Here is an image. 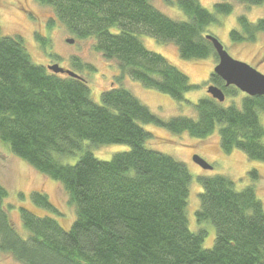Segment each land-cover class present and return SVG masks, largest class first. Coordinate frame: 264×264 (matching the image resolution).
<instances>
[{"label":"trees","instance_id":"1","mask_svg":"<svg viewBox=\"0 0 264 264\" xmlns=\"http://www.w3.org/2000/svg\"><path fill=\"white\" fill-rule=\"evenodd\" d=\"M36 1L52 7L72 35L94 37V50L115 61L120 72L98 104L84 77L57 74L35 64L24 39L3 36L0 25V142L60 182L76 207L68 230L55 218L22 207L29 232L25 238L9 218L8 191L0 184V252L10 253L20 264H264V205L254 186L237 190L235 181L222 174L198 177L203 190L196 219L216 228L214 246L204 248L207 231L189 228V168L148 148L146 142L153 135L141 125L155 124L197 138H207L220 126L225 152L240 149L250 159L264 161L260 120L264 96L244 94L241 106L208 96L195 104L197 117L165 120L119 86L128 76L184 101L197 86L165 56L149 50L139 34L175 43L186 59L218 60L207 27L218 22V14H231L232 2L217 0L210 11L200 0H177L187 17L181 21L167 16L151 0ZM237 1L264 4V0ZM238 24L239 29L230 31L234 42H254L264 33V18L252 22L241 15ZM37 39L43 48L49 45L48 38L37 35ZM209 84L220 87L226 98L241 92L226 86L214 72ZM84 141L97 146L128 144L130 149L110 160L98 159L90 151L75 164L60 160L81 150ZM251 175L259 176L256 170ZM32 199L55 212L46 194L34 192Z\"/></svg>","mask_w":264,"mask_h":264},{"label":"rangeland","instance_id":"2","mask_svg":"<svg viewBox=\"0 0 264 264\" xmlns=\"http://www.w3.org/2000/svg\"><path fill=\"white\" fill-rule=\"evenodd\" d=\"M153 5L174 20H186L185 13L176 5L177 0H151ZM217 0H200L201 5L214 10ZM232 2L234 9L229 15L218 14V22L207 27V32L215 36L228 53L237 60L244 61L264 73V33H259L254 42L237 43L230 36V31L239 29L238 17L241 15L255 22L264 18V4L249 5L237 0ZM52 20V24L49 21ZM0 25L3 36L15 35L24 39L27 49L35 64L48 66L54 63L70 69L84 77L91 89L92 99L100 104L101 94L110 88L119 74V66L113 60L105 59L94 50L95 38L79 39L72 35L59 21L52 7L36 0H0ZM51 25V26H50ZM117 30V28H113ZM37 35L49 39V45L42 47ZM144 45L151 51L165 56L173 65L184 72L196 89L185 94L184 101H176L167 94L144 86L141 82L125 76L119 86L128 89L154 114L168 120L175 116L197 117L195 104L209 95L208 84L218 60L211 56L204 59L183 58L175 43H163L147 34H139ZM69 38L74 42L70 43ZM118 84V82H116ZM244 93L236 97H227L225 105L236 103L241 106ZM264 126V113L260 112ZM153 137L146 142L148 148L170 155L185 163L192 175L189 186L190 195L187 206L189 228L193 232L205 229L207 235L203 247L210 249L215 244L216 228L211 222L198 223L196 210L200 205L199 194L202 192L199 176L222 174L235 181L237 190L254 186L257 197L264 205V161L250 159L240 149L225 152L220 143V126L207 138H197L189 133H173L155 124H141ZM130 149L128 144L93 145L84 141L81 150L72 156L60 157L63 163L75 164L80 156L90 151L96 158L110 160L114 154ZM200 156L212 169H204L193 157ZM256 170L258 177L251 175ZM0 184L8 191L5 207L10 220L17 231L26 238L29 232L23 224L21 208H26L37 216H50L68 230L76 218V207L70 202L63 185L53 178L42 174L23 158L16 156L9 146L0 142ZM46 194L55 208V212L36 205L32 194ZM0 264H20L7 252H0Z\"/></svg>","mask_w":264,"mask_h":264},{"label":"water","instance_id":"3","mask_svg":"<svg viewBox=\"0 0 264 264\" xmlns=\"http://www.w3.org/2000/svg\"><path fill=\"white\" fill-rule=\"evenodd\" d=\"M207 38L212 41L218 55V63L214 67V73L225 81L226 86L233 85L250 96H264V73L246 62L232 57L215 36L209 34ZM68 41L73 43L74 39L69 38ZM48 69L57 74L81 77L74 71L65 69L57 63L49 65ZM208 93L219 102H224L226 99L225 93L217 85H210ZM193 159L204 169H212V165L202 157L194 156Z\"/></svg>","mask_w":264,"mask_h":264},{"label":"flooded vegetation","instance_id":"4","mask_svg":"<svg viewBox=\"0 0 264 264\" xmlns=\"http://www.w3.org/2000/svg\"><path fill=\"white\" fill-rule=\"evenodd\" d=\"M210 85V84H209Z\"/></svg>","mask_w":264,"mask_h":264}]
</instances>
